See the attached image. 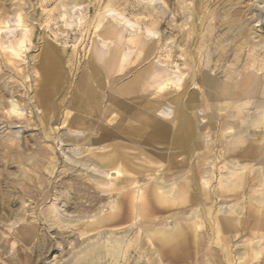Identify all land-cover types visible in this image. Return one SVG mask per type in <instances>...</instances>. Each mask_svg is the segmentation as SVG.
Listing matches in <instances>:
<instances>
[{"label":"bare ground","instance_id":"bare-ground-1","mask_svg":"<svg viewBox=\"0 0 264 264\" xmlns=\"http://www.w3.org/2000/svg\"><path fill=\"white\" fill-rule=\"evenodd\" d=\"M68 1L74 2L75 0H68ZM159 1H161L160 5L156 6V5L145 3V2H144L145 4L141 5L140 0L139 2L138 0L136 1L135 0H131V1L130 0H105V2L102 1L103 3H101L102 4L101 8L103 9L102 11H100L101 5H99V2H100L99 0H97V2L94 3L93 5H91V7L87 6L88 9H91V8L95 9L98 6L99 7L97 9L95 16L92 19L89 18L90 20L84 23V26L86 29L85 32L86 31L88 32L89 29H93V33H94V31H96L95 29H97V31H99V35L101 33L100 36L102 37V39L101 41H98V38L95 39L97 37L96 35H98V33L96 32H95V36H93L94 38L92 37V39H90L91 40L90 46L88 43L89 49L86 47L88 49V60L86 64V69L84 72H82L81 74L82 78L78 85V92L80 93V95L72 96V98L68 101V103L67 102L66 103L70 107V111L73 110L74 113H79L87 118L86 120H83L81 117H79L77 118L78 121L76 120V123L80 122V126L84 127V129H88V131L84 132L83 130H78L77 127L75 126L76 124L75 125L73 124L74 128H71V129L69 128V129L71 130V133L76 132V134H67V133L65 134H67L68 139L71 140V142L73 141L75 145H76V142L80 143L81 145L80 148L75 149L73 154L81 153L83 155L81 157L82 161H80L81 165L85 167L86 171H89L88 177L85 176V178H87V181L86 180L82 181V180L75 178L77 181L75 183V186L77 189L75 190V192L76 191L83 192L82 195L80 194L76 195L75 199L77 200L83 196L85 200L88 202V204L85 205V204H81L80 202H74L75 207H78L79 205L83 206L82 209L84 210L79 211L81 216H89V217L85 221L76 220L74 221V223L70 225H68V223L66 222V225H65L62 223L61 217L58 215V212L55 209L48 208L49 210L44 214L45 220L50 221L49 224L53 226L54 224H56L60 228L70 227V229L72 228L74 229V231L82 227L84 233H87L88 231L90 232L93 230H97L98 228H101L105 225L119 224L126 220H134L135 222H133L128 227L125 226L126 228L120 230L119 232L118 231L112 232L108 230L103 231L105 229L103 228L102 231H97V233L95 234L85 235L79 247H77L75 251L72 252L73 255L71 256V259L65 262L62 261L63 263L61 264H139L138 261L141 258L134 259L135 257L133 256L138 257L139 255H142V254L148 256L147 261L149 264H178L179 262L184 261V260L188 261V259L192 257L191 249L189 247L191 243L190 240L192 237L190 235H191V232H193L192 228L195 229L196 226L201 227V225L199 224H202V220H206L207 219L206 217H208L209 215L210 216L209 219L212 223L210 224L208 223L209 224L208 225L209 226L208 236L210 233H212L219 239V243H222L226 239L227 240L230 239L231 237L235 236L238 233L237 228H236L237 230L232 228V226L234 225L233 220H232L234 217H232V215H234L237 211L235 208L236 204L234 203H236L237 200L241 199L238 196L242 195V193L243 194L245 193L247 195L248 193V192L246 193L247 187H250L252 189L256 187L259 188V186L252 187L255 183L254 179L248 178L247 176L249 174L246 173L247 175H245L244 173H242V171L245 168L247 169V164L241 158L245 159V158H250V156H252L251 155L252 145H250V142L252 143L253 137L257 136V134L254 132L253 129H251V125L257 126L260 123H264L262 121L264 117V37L262 36V34L261 36L258 35L259 37L256 36L257 35L256 34L255 37H258V40L257 39L255 40L257 45L256 46L252 45L251 42H253L252 41L253 39L249 35L250 34L249 28H247V24L249 22L246 21L248 22L247 24L243 22L240 12L237 9L233 8L234 12L228 15L226 19H219V17L216 18V15H215L216 8H212V9L209 8L210 0H194V3L191 5H189L191 0H189L190 2L188 3L186 2V4L184 3L185 0H173V1L159 0ZM152 2L153 0H151V3ZM251 3L253 2L250 1L249 4ZM64 4L65 5L63 7H65L67 3L64 1ZM75 5H76L75 7H77L78 4L76 3ZM253 6L255 7V5ZM59 7H61V5ZM250 9H253V8H250ZM2 10H4V8ZM78 10L76 11L79 12ZM137 10H141V13H143L142 17L139 18L137 22H132L127 17V13L129 12L135 13ZM0 11H1V8H0ZM58 11L59 10H57V14L60 13ZM63 11H66V10H63ZM67 11H68L67 13L70 12L73 14L74 6H72L71 9ZM64 14H66V12H64ZM80 14H81V10H80ZM168 14L171 15L170 19L166 20L167 19L166 17ZM199 14L201 16H199ZM66 15L68 16V14ZM232 15L236 17H232ZM4 18L8 19V16L5 15ZM4 18H2V21ZM21 18H24V17H21ZM67 18L69 19L70 17H67ZM67 18L64 20L65 25L68 24V22H66L68 21ZM179 18H181V20L185 19L184 22L188 24V27L182 28L184 23L181 24L182 27L178 26L179 24L176 25L175 23H173ZM188 18H190L189 21H188ZM255 18L257 17L255 16ZM196 19L199 20L198 23H196ZM8 22H10V19H8L7 23ZM7 23H5L4 26ZM178 23H181V22H178ZM251 23L250 25L252 26ZM164 24L166 28L168 29L170 36L167 35L168 33L167 34L165 33L166 31L157 32L156 30H153L155 29L153 28L155 25L162 26ZM225 24L228 26L227 30L225 31V28H224L225 32L221 34H217L218 27L225 25ZM74 25L75 24H73V26ZM4 26L2 25V28ZM27 29L30 34V31H29L30 28H27ZM202 29L204 31L200 32V30L202 31ZM253 29L254 28H252V30ZM4 30L6 31V29ZM26 32L27 30L25 31V33ZM14 33L16 32L14 31L12 32V30L9 29L5 33H3V37H7L9 40L11 39V41L12 39L16 40L14 41L16 43V45L14 44L15 46L13 45V43H12L13 46L12 45L9 46L13 54L15 53V56H16L19 54V52L23 50L25 51V47L27 49V46L26 44L24 45L25 42H24V39H22L24 37L20 38L21 34L19 33H18L19 37H17V33L16 34ZM0 36L2 37V35ZM23 36H25V34ZM29 36L27 37L29 38ZM42 38L43 40H41L42 44L40 46V53L36 55L37 61H35V63L32 64V65H36L37 67L38 77L34 79L35 84H34V88L32 89L33 90L32 95L31 96L29 95L30 96L29 103L34 105V107L37 106V108L39 109L38 117H39L40 123L43 125V129H46L48 120L51 119L52 116L54 117V119H56L55 117L56 112H57L56 110L58 109V105H60L59 103L54 101L53 96L56 94V92L59 89V84L61 82L63 69L61 66L60 57L57 53L56 46L51 41L44 38V36ZM27 39H26V42H27ZM178 41L184 42V47H180L181 50H183V52L181 53L179 52V50H177L178 46L176 45V43ZM255 42L253 44H255ZM194 45H196L195 50L192 48ZM132 46H133V49H131ZM9 47L8 48L6 47V50L7 49L10 50ZM67 48H64V49L66 50ZM61 50L63 51V49ZM85 50H81V51H85ZM156 52L162 57V59H157L158 58L157 57L156 58L157 61L155 59H154L155 61L153 60L152 55L154 54L156 55ZM62 53L64 54V52ZM69 53L68 55H70V58H71L72 53L71 54ZM132 54L135 55L134 57H139L142 55L138 60L142 61V63L144 61L145 63H147L145 66V69L140 73L139 79H144V80L151 79L152 82L159 81L160 86L158 87L160 88V90L158 91L159 89L158 87H157L158 89H156L157 91H153V92L144 91L142 87H139V88L133 87L131 89L128 88L129 90L127 89L121 90L119 93L120 98H114L115 101L112 102V105L116 107V110H119L118 111L119 118L117 120V123L113 125L111 124V120H110L108 121L109 123H107L106 121V123L103 124L102 126H96V123L94 121L95 116L93 117L92 113H96V111L100 107V104L102 105L101 98L104 97V93H105L104 89H105V86L107 87L108 85V84L106 85L107 79L105 78L104 74L107 72V69L110 68V66H112L113 64H120V62H122L128 56L130 59L128 58L126 60V63H127L128 60H131L130 56H132ZM20 55H18L17 57H19ZM159 55H156V56H159ZM4 56L3 58H5L6 60L7 56L6 57ZM229 56H231L232 58H230ZM178 57H180L182 60L181 65L183 64V67L185 66L186 68H188L187 75L184 74V72L182 71L183 69L181 70L180 61L179 63L176 62L178 60L177 59ZM66 58H68V56ZM228 58L231 59V62L229 61L230 65H225V64H228L226 63L227 62L226 60ZM7 59H9L8 61H13L10 58H7ZM73 59H75V57H73ZM6 64H7V61H6ZM6 64H4V66ZM10 65H13L12 62ZM69 66H71V64ZM7 67L5 66V68ZM138 67L139 65L137 66V68ZM77 68H78V65H77ZM128 69L132 70V68H127V70ZM115 72L117 71L115 70ZM223 77H225V79ZM195 79H198L201 85L197 81H195ZM190 82H191L192 87H190V85L188 84ZM22 86L24 87V85ZM15 90H14V86L11 84L9 85L4 84L3 86H0V110L3 109L2 107L3 105L9 106L8 109L6 108L7 112L0 111V123H4L5 126H8V127L15 124L16 122L22 123V120H20L22 112L19 111V108H21L20 103H19V98L13 99L14 97H16ZM131 93H133L134 95L132 96ZM9 97L11 98V100H9L10 99ZM25 98L23 96L24 100ZM246 105H249V107ZM24 107H27V106H24ZM223 107H234L235 111L233 112H231L230 110H227L228 115L226 116L228 117L234 118V116H236V114L238 113H244L245 117H247V119H245L246 120V123H245L246 133H242L244 131H241L240 129L239 138L234 135L235 129L234 127L231 126V122L233 121L231 120L227 121V118H224L221 124H218V127L215 128L216 127L215 124L217 122V117H218L216 111L222 109ZM250 108L252 109L254 108V109L250 110ZM62 110L64 111V109ZM65 110H68V109H65ZM111 116H113L112 112H111ZM111 116H108V117H111ZM220 118L221 116H219V119ZM65 121L72 122L71 119L64 118L63 122ZM113 121H115V119H113ZM226 121H227V126L224 124V122ZM238 126L241 127L242 125L239 124ZM97 127L99 128L97 129ZM215 129L218 131L217 136H216L217 139L215 140H218V142L220 143V147H221V150L219 149L218 153H216V159L219 158L220 159L219 161L221 164L218 165L219 163H217L214 169L210 170L208 167H205L206 156L209 153V150H206V148L208 149L210 148V145L208 144L206 139L209 136V131L214 132ZM77 132H80V133L77 134ZM113 135L118 136L119 140H116L115 138H113L115 140H111V136ZM135 137L137 139L139 138L141 141H146V142L161 141V142H167L170 144V151H166L167 153L164 155V157H162L161 155L162 161H160L161 163L160 166H158L157 168H154L152 167V165H149V164L142 165V166L139 164L140 166H135L133 162L129 161L132 158L136 157V153H132V155L129 156L128 154L129 152H127V150H125V148L123 147V145L124 144L126 145L128 142L121 141V139L122 140L125 139L128 141L129 139H134ZM44 138L45 137H42V139ZM199 139H202L201 141L205 139L207 143L201 146L200 143L198 144ZM243 143L244 144L246 143L245 146L237 150V148ZM75 145L74 147L76 148L78 144L76 146ZM199 145L201 146L200 147L201 148L200 157L199 155H197V153L199 152L197 146ZM156 149L158 150V148ZM162 149H165V147H163ZM140 154H142V152ZM35 158L36 160L38 159L37 157ZM66 158H68L67 155H66ZM150 158L151 160H147L146 162L151 163L152 159H157L156 156L154 155H152V157ZM66 160L68 159H65V161ZM207 160H209V158ZM53 162L51 161V164ZM222 169H225V172H223ZM154 171H156L157 173H154ZM37 172H39V170ZM222 172L224 174H222ZM152 174L154 176L151 177L150 179L147 178V181L145 183H138L139 179L143 177V175L150 176ZM43 176H46V175H43ZM209 176H212V178L216 181L215 185L213 184L214 186L212 189L209 186V183L211 180ZM72 179L74 178L72 177ZM81 179H83V177ZM110 179H113L112 182L110 181ZM260 181H261V177H260ZM36 183H40V181ZM194 183L198 185L199 192L203 191L202 195H204V198H208L211 200L210 202H212V199H214L216 195L218 199H222L221 201H218L219 209L217 213L214 214L215 212L211 213V211L210 212L206 211L207 213L199 214L196 211H194L192 213H188L187 216H185L186 217L185 223L164 224L163 222L166 223V222H169V219L173 220V219H176V217H178L177 215L175 216L174 213H169L168 215H164V213L166 211H169L172 207H174L175 204H180V203L189 201V196L193 194L191 192H195ZM62 184H64L63 187H65V183H62ZM4 186H7V185H4ZM3 188L5 189V187ZM68 189L70 190V188ZM20 190L22 189L20 188ZM100 190L103 192H107V193L112 192V194L115 191L120 196L117 197L114 195L115 197H117L116 199L115 198L110 199L109 201H107V203H105L101 207V209L99 208L93 212L94 202L97 201L98 199L97 192ZM260 190L262 189L259 188V191ZM37 191H40V190H37ZM255 191H258V190L256 189ZM20 192H23V190ZM100 193L101 192H99V194ZM229 196L238 197L239 199L237 200L235 199L234 200L235 202L234 203L231 202V204L230 203L227 204L225 202L226 205H228L229 207L226 206L227 209H223L222 207L223 206L222 203L224 201L223 199ZM250 196H251L250 199H252V197L254 196V193H253V196L252 195ZM259 196L260 195H258L257 197ZM68 197L69 196H67V198ZM254 197L256 198V196ZM259 198H261V196ZM203 199H202V202L205 201ZM1 201L2 200H0V202ZM66 201L70 202L69 200H66ZM216 201L217 200H215V203ZM244 201L246 200L244 199ZM63 202L65 201L63 200ZM258 202L260 203V200ZM255 203H256V200H255ZM68 205L70 206L71 203ZM3 206H4V203H3ZM207 207L211 208V206L209 207L208 204H207ZM251 208H252V205H251ZM184 210L186 209L184 208L183 211ZM200 211L201 210H199V212ZM88 212L89 214H87ZM180 217H183V216L181 215ZM244 218H246V216ZM244 222L242 221V223ZM257 226H258L257 230L251 229V231L249 232L251 237L253 236H256V237L252 238L244 246V247H247V249H249L250 252L252 253L251 255L255 257H258L264 250V232H263L264 224H258ZM23 232L25 234V229ZM205 232L207 233V231ZM59 233L66 234V233H61V232ZM206 233H205V236L208 237ZM202 234H204V232H202ZM204 240H202V242ZM46 242L47 241H45V243ZM61 243L63 246V241ZM212 243H210V245ZM199 246H200V243H199ZM239 246L241 245L239 244ZM220 249H217V250H220ZM68 250L66 249L65 251H68ZM199 251L200 250L198 248V252ZM203 251L206 254V249ZM198 252L197 254L200 255V253ZM145 259L147 258L145 257ZM198 259L200 260V258ZM199 262L197 261L195 263L199 264ZM56 263L57 262L53 264H56ZM48 264H51V263H48ZM253 264H255V262Z\"/></svg>","mask_w":264,"mask_h":264},{"label":"rangeland","instance_id":"rangeland-1","mask_svg":"<svg viewBox=\"0 0 264 264\" xmlns=\"http://www.w3.org/2000/svg\"><path fill=\"white\" fill-rule=\"evenodd\" d=\"M57 1L58 2L61 1V2L58 3ZM64 1L67 3L65 7H63L65 5ZM75 1L74 2H70L68 0L67 1L66 0H0V6H1L0 8H1V11H2V12L0 11V13H1L0 14V25H1L0 26V35H2V37H3V33H5L7 30L10 29V30H12V32L14 31V32L17 33V37H19V34H21L20 38L24 37L22 39H24V42H25L24 45L26 44V46H27V49H26V47H25V51L22 49L23 51L19 52V54H18V55H20V54L21 55L19 57H17L18 55L15 56V53L13 54L12 50L9 47L10 45H12V43H13V45L14 44L16 45V43L14 42L16 40L12 39V41H11V39L9 40L7 37H3L4 38L3 39L0 36V84H1L0 86H3L4 84L5 85L11 84V85L14 86V90L16 89L15 90V96L16 97H14L13 99H16V98L18 99L19 98V103H20V107H21V108H19V111L22 112V115L20 117L21 119L19 118L20 120H22V123L21 122H16L15 124L9 126L10 128L8 126H5L4 123H0V180H1L0 181L1 182L0 183V185H1L0 186V191H1L0 200H2L0 202V250H1L0 251V264H48V263L53 264L55 262H57L58 264H61V263L65 262V261L71 259V256L73 255L72 252H74L75 249L77 247H79V245L81 244L82 239H83V237L85 235L95 234V233H97V231H102L103 228H105L103 231H107L108 230V231H112V232H117V231L119 232L120 230L126 228L125 226L128 227L133 222H135L134 220H126V221L121 222L119 224L105 225V226H103L101 228H98L97 230H93V231H90V232L88 231L87 233H84L82 227L79 228L78 230L74 231V229H72V228L70 229V227H61L60 228L56 224H54V226H53V225L49 224L50 221H46L45 220V215L44 214L49 209H55L58 212V215L61 217L62 223L65 224V225H66V222L68 223V225H70V224L74 223V221H76V220L85 221L89 217V216H81V214L79 213L80 210H84V209H82V207H83L82 205H79L78 207L74 206V202H80L81 204H85V205L88 204V202L85 200V198L83 196L81 198L77 199V200L75 199L76 195H79V194L82 195L83 194L82 191L81 192H79V191L75 192V190H77L76 186H75V183L77 182L76 179H79V180H82V181L83 180L87 181V178H85V176L88 177V172L89 171H86L85 167H83L81 165L80 161H82L81 157L83 155L81 153L73 154L75 149H77V148L79 149L80 148V146H81L80 143L76 142V145L77 144L78 145L75 148L74 147L75 143L73 141H72L73 142L72 143L71 140H69L68 137H67V134H76V132L71 133V130H70L71 128H74L73 126L75 124H76L75 126L77 127L78 130H83L84 132H87L88 129H84V127L80 126V122L76 123V120L78 121L77 118H79V117H81L83 120H86L87 118L84 117L83 115L79 114V113H74L73 110L70 111V107L67 105V103L72 98V96L80 95V93L78 92V85H79L80 80L82 78L81 74L86 69V64H87V60H88V49H89V46L91 44V40L90 39H92V37L95 36V32L98 33V35H96L97 37L95 39L98 38V41H101L102 37L100 36L101 33L99 35V31H97V29H95L96 31H94V33H93V29H89L88 32L87 31L85 32L86 29H85V26H84V23H86V21L92 19L95 16L99 6L96 7L95 9H92V8L88 9V7H91V5L96 3L97 0H81V1L80 0H78V1L75 0ZM99 1H100L99 5H101L100 6V11H102L103 9L101 8L102 7L101 3L105 2V0H99ZM141 1L142 0H140V2ZM171 1H173V0H171ZM250 1L253 2V3L249 4ZM49 2H51V3H49ZM87 2H88V4H87ZM138 2H139V0H138ZM144 2L159 6L161 1L153 0V2L151 3V0H144L140 4L143 5V4H145ZM186 2L188 3L190 1L189 0H187V1L185 0L184 3L186 4ZM222 2H221V0H210L209 8H211V9L212 8H216V11H215L216 18L219 17V19H226L228 15H230L231 13L234 12L233 8L237 9L240 12V15H241V18H242L243 22H245L246 24L249 22L247 24V28H249V33H250L249 35L253 39L252 40L253 42H251V43H252V45L256 46L257 43L255 42V40L256 39L258 40V37L261 36V34L264 37V34H263L264 33V30H263L264 29V0H232V1H230V0H222ZM235 2H236V4H235ZM62 3H63V5H62ZM76 3L78 4L77 7H75ZM193 3H194V0H191L189 5H191ZM233 3L235 4V6H234ZM83 4H84V6H83ZM248 4H249V6H248ZM2 5H3V7H2ZM60 5H61V7H59ZM213 5H215V6H213ZM238 5L239 6L241 5L242 7L240 6L241 7L240 8ZM253 5H255V7ZM72 6H74L73 14L70 13V12L67 13L68 12L67 10L71 9ZM249 7L253 8V9H250ZM3 8H4V10H2ZM78 9L81 10V14H80V10H78ZM9 10L11 11V13H10ZM57 10H59L58 12H60V13L57 14ZM63 10H66V11H63ZM76 10H78L79 12H77ZM3 12H4V14H3ZM6 12H7V14H6ZM64 12H66V14H68V16L66 14H64ZM49 13L52 14V15H50ZM75 13L77 15L79 14L78 17H77V15ZM8 14H10V15H8ZM142 14L143 13H141V10H137L135 13L134 12L127 13V17L132 22H137L139 20V18L142 17ZM169 14H171V13H169ZM169 14L166 17L167 18L166 20L170 19L171 15H169ZM224 14H225V16H224ZM1 15L2 16L4 15V16L2 17ZM5 15L8 16V19H10L11 23L10 22L7 23L8 19H6L7 17L4 18ZM254 15L257 18H255ZM199 16H201V15L199 14ZM220 16H221V18H220ZM21 17H24V18H21ZM26 17H28V18H26ZM59 17H61V18H59ZM67 17H70V18L68 19ZM232 17H236V16L232 15ZM258 17H260V18H258ZM2 18H4L3 21H2ZM62 18H63V20H62ZM66 18L68 19V21H66V22H68V24H69V25L68 24H66V25H68L69 27L66 26L65 23H64L65 22L64 20ZM20 19H21V21H20ZM182 20H181V18H179L173 23H175L176 25L179 24L178 26H181V27H182L181 24L184 23L182 28L188 27V24L186 22H184L185 19H182ZM189 20H190V18H188V21ZM198 21L199 20L196 19V23H198ZM246 21H248V22H246ZM178 22H181V23H178ZM5 23H7V24L4 26ZM71 23H73L75 25L73 26V24H71ZM250 23L252 24L253 27L250 25ZM80 24H82V25H80ZM2 25L4 26L3 28L6 29V31L2 28ZM7 25H9V26H7ZM156 26L157 25H155L153 27L155 29H153V28L152 29L156 30L157 32H160V31H164L165 32L166 31L165 33L166 34L168 33L167 35L170 36V34L168 32V29L166 28L165 24L162 25V26H157V28H156ZM251 27L254 28V29L252 30ZM27 28H30L29 31H30V34L32 33L31 35L29 34ZM224 28H225V31H226L228 26L225 24V25H222V26L218 27L217 34H221V33L225 32ZM24 30L25 31L27 30V32L25 33ZM31 30H32V32H31ZM259 30H260V32H259ZM203 31H204L203 29H202V31L200 30V32H203ZM198 32H199V30H198ZM16 33H14V34H16ZM175 33H173V34H175ZM22 34L23 35L25 34V36H23ZM51 34L54 36V38H53V36ZM255 35L256 36L259 35V36L255 37ZM27 36H29V38ZM43 36H44V38L48 39L49 41H51L56 46L57 53H58V55L60 57L61 66H62V69H63L61 82L59 84V89H58V91L55 94L56 96L55 95L53 96L54 101L59 103L60 105H58V109L56 110L57 111L56 112V116H55L56 119H54V117L52 116V118L48 120V124H47L46 129H43V125L40 123V120H39V117H38L39 109L37 108V106L34 107V105L29 103L30 102V98L29 97L32 95V91H33L32 89L34 88V84H35L34 79L38 77L37 67H36V65H32V64H34L35 61H37V56L36 55H38L40 53V46L42 44L41 40H43V38H42ZM13 38H15V37H13ZM27 38L29 39V41H28ZM26 39H27V42H26ZM51 39H53L54 41L51 40ZM59 39H61V40H59ZM63 39H65V40H63ZM5 40L7 42L8 41L9 42L7 43ZM254 42H255V44H253ZM9 43H11V44H9ZM88 43H89V46H88ZM177 43H176V45L179 48V49L177 48V50H179L180 53L183 52V50H181L180 47H184V42L183 41L182 42L178 41ZM196 45H198V44H196ZM196 45H194L192 47L194 50L196 49L195 48ZM6 47L7 48L9 47L10 50L7 49L8 50L7 51ZM64 48H67V49L65 50ZM61 49H63V51ZM131 49H133V46H132ZM81 50H85V51H81ZM6 52H7V54H6ZM62 52H64V54ZM69 52H71L72 54L69 53ZM68 53L71 54V58L72 59L70 58V55H68ZM8 54H10V55H8ZM156 55H159V54L156 52ZM156 55L155 54L152 55L153 60L155 59L157 61V59H162V57L160 55L159 56H156ZM3 56L4 57L7 56L6 60H5V58H3ZM67 56H68V58H66ZM134 56L135 55H133V54H132V56H130L131 60H128V62H127L129 64L126 63V60L129 58L127 56L122 62H120V64H113L112 66H110V68H108L107 72L104 74L105 78L107 79L106 80V85L107 84L108 85H107V87L105 86L104 97L101 98L102 105L100 104L99 109L96 111L97 114L96 113H92V116L93 117L95 116L94 117V121L96 123V126H102L103 124L106 123V121H107V123H109L108 121H110V120H111V124H113V125L117 123V120L119 118V114H118L119 110H116V107H114L112 105V102L115 101L114 98H120L119 93H120L121 90H126V89L129 90V89H131L133 87H138V88L142 87L144 91H152L153 92V91H157L156 89L159 88L158 87V86H160V84H159L160 82L159 81L158 82H152L151 79H145V80L144 79H139V75L145 69V66H146L147 63H145V61L142 63V61L138 60L142 55L139 56V57H134ZM13 57L14 58L16 57L15 59L18 62H16ZM73 57H75V59H73ZM79 57H81V58H79ZM229 57L232 58L231 56H229ZM7 58H10L13 61H8L9 59H7ZM230 58H228L226 60L227 61L226 63H228V64H225V65H230L229 64L231 62ZM31 59H33V60H31ZM66 59H67L68 63H67ZM83 59H85V60H83ZM177 59L178 60L176 62L179 63V61H180L181 70L183 69L182 71L184 72L185 75H187L188 68H186L185 66L183 67V64L181 65L182 60H181L180 57H178ZM6 61H7V64H6ZM11 62H12L13 65H10ZM80 63H82V64H80ZM122 63H124V64H122ZM4 64H6L5 65L6 67L7 66L8 67L5 68ZM70 64H71V66H69ZM77 65H78V68H77ZM138 65H139V67L137 68ZM14 66H15V68H14ZM21 68L22 69L24 68V69L22 70ZM116 68L119 69L120 71L117 70ZM127 68H132V70H130V69L127 70ZM25 70L27 71V73H26ZM115 70L117 72H115ZM27 74H28V76H27ZM125 75H126V77H125ZM113 76H115V77H113ZM110 78H111V80H110ZM223 78L225 79V77H223ZM113 80H115V81H113ZM70 81H71V83H70ZM195 81H197L201 85V83H200V81H198V79H195ZM73 84L74 85L76 84L75 85L76 87ZM188 84L190 85V87H192L191 82L188 83ZM22 85H24L25 88ZM111 85L113 86V88H112ZM64 87H65V89H64ZM17 89H18V91H17ZM159 90H160V88L158 89V91ZM18 92H19V94H18ZM25 94H27V95H25ZM108 94H110V95H108ZM22 95L24 96V98L25 97L27 98V99L25 98L26 101L23 99ZM131 95L133 96L134 94L131 93ZM109 96H110V98H109ZM108 98H109V100H108ZM9 100H11V98ZM212 100H213V98H212ZM21 101H23V102H21ZM61 101H62V103H61ZM28 103H29V105H28ZM105 103L107 104V106H106ZM4 106H5V108H4ZM24 106H27V107H24ZM59 106H60V108H59ZM246 106L249 107V105H246ZM2 107H3V109H1L0 111L1 112H7L6 108L8 109L9 106L8 105H3ZM62 109H64V111ZM65 109H68V110H65ZM253 109L250 108V110H253ZM227 110H230L231 112L235 111L234 107H223L222 109L216 111L218 117H217V122L215 124V126H216L215 128L218 127V124H221V122L224 120V118H227V121H230V120L233 121V122H231V126L234 127V129H235L234 135L239 138L240 129H241V131H244L242 133H246V127H245L246 120L245 119H247V117H245L244 113H238V114H236V116H234V118L228 117V116H226V115H228V111ZM111 112H112L113 116H111ZM221 112H222V114H221ZM75 114H77V115H75ZM116 114H118V115H116ZM68 115H70L72 118L70 116H68ZM108 116H111V117H108ZM219 116H221L220 119H219ZM75 117H76V119H75ZM199 117H200V115H199ZM64 118L71 119L72 122H68V121L63 122ZM113 119H115L116 122L113 121ZM112 121H113V123H112ZM227 121L224 122V124L226 126H227ZM262 121L264 122V117H263ZM81 122H82V120H81ZM239 124H241L242 126L241 127L238 126ZM261 125H262V127H261ZM98 128L99 127H97V129ZM251 129L254 130V132L257 134V136L253 137L252 143L249 141L250 145H252V148H251V150H252V154L251 155L252 156H250V158H245V159L241 158L247 164V169L245 168L242 171V173H244L245 175L249 174L247 177L251 178V179H254L255 183H254V185L252 187L259 186V188L262 189V190L259 191L258 187L254 188V189H252L250 187H247V191H246V193L248 192L247 195L245 193L244 194L242 193L243 196L239 195L238 197L241 198L240 200H237V199H239L238 197H231V196L223 199L224 200L223 201L224 204L222 203L223 209H227V207H229L228 205H226V203L227 204H229V203L231 204V202L234 203L235 199L238 201V202L236 201V203H234V204H236L235 208H236L237 211H236V213L234 215H232V217H234L232 219L233 220V224L235 225V226L233 225L232 228H234L235 230L238 229V233L235 236L231 237L230 239L224 240L226 243L224 241H223L224 244H223V242L219 243V239L215 235H213L212 233H210L211 235L209 234V236H208V232H209L208 231L209 230V226L208 225L210 223H212L210 221V219H209L210 216L208 215V217H206L207 219L206 220H202V224H199V225H201V227L200 226L199 227L196 226L195 229L192 228L193 232H191V235H190L192 237H191V240H190L191 243H190V246H189L190 249H191V256L192 257L190 259H188V261L184 260V261L179 262L178 264H198V263H195L197 261L201 262V263L199 262V264H225V263L226 264H253L254 262H255V264H264V250L262 251V253L258 257H255V256L251 255L252 253L250 252L249 249H247V247H244L247 244L248 241H250L252 238L256 237V236H253V237L250 236L249 232L251 231V229L252 230L253 229L257 230L258 229V226H257L258 224H264V165H262V164H264V135H263L264 134V131H263L264 130V123H260L257 126L251 125ZM52 130H54V131H52ZM51 132H53V133H51ZM217 132L218 131L216 129H215L214 132L213 131H209V136L206 139L208 144L210 145V148L209 149L206 148V150H209V153L206 156L205 167H208L210 170L214 169V167L216 166L217 163H219L218 165L221 164L220 161H219L220 159L218 157H217L218 159H216V153H218L219 149L221 150L220 143L218 142V140H215V139H217V137H216L217 136ZM260 132L263 133V134H261ZM65 133H67V134H65ZM79 133L80 132H77V134H79ZM113 136H111V140H115V139L119 140L118 136H116V135L114 137ZM42 137H45L46 139L45 138L42 139ZM55 137H56V139H55ZM113 138H115V139H113ZM230 139H232V138H230ZM139 140L140 139L139 138L137 139L136 137L134 139H129L128 141L125 140V139L124 140L121 139V141L128 142L127 143L128 145L124 144L123 147L125 148V150H127V152H129L128 153L129 156H131L132 153H136V157H134L135 159L132 158L129 161L133 162V164L135 166H140V165L142 166V165H148V164L152 165V167H154V168H157L158 166H160V164H161L160 161H162L161 155H162V157H164V155L167 153L166 151H170V144L167 143V142H161V141L146 142V141H141V140L139 141ZM201 140L202 139H199V142H198V144L200 143L201 146L205 145L207 143L205 139H203V141H201ZM63 141H64V143H63ZM3 142H5V143H3ZM65 142H67V143H65ZM140 142H141V144H140ZM165 143H166V145H165ZM245 144L244 143L241 144L237 148V150L241 149V147L245 146ZM154 145H155V147H154ZM200 145L197 146L198 150H199L197 155H199V157H200V153H201L200 152L201 151V148H200L201 146ZM144 146L147 147V148H145ZM109 147H111V146H109ZM163 147H165V149H162ZM156 148H158V150ZM213 149H214V151H213ZM215 149L216 150L218 149V150L216 151ZM46 150H48V151H46ZM138 151H140V152H138ZM141 152H142V154H140ZM147 153H149L150 155L147 154ZM42 154L43 155L45 154V155L43 156ZM66 155H67L68 158H66ZM152 155L156 156L157 159H152L151 163L146 162L147 160H151L150 157H152ZM158 156H160V157H158ZM208 156H210V157H208ZM35 157H37L38 159L36 160ZM23 158H24V160H23ZM208 158H209V160H207ZM65 159H68V160L65 161ZM51 161L52 162L54 161V162L51 164ZM33 162H34V164H33ZM141 162H143L144 164L141 163ZM73 165H74V167H73ZM62 167H64L65 170ZM38 170H39V172H37ZM222 171L225 172V169H222ZM223 172H222V174H224ZM154 173H157V172L154 171ZM42 174L46 175V176H43ZM67 174H68V176H67ZM81 176L83 177V179H81L82 178ZM153 176H154L153 174L150 175V176L143 175L144 178L141 177L139 179L138 183H145L147 181V178L150 179ZM72 177L74 179H72ZM260 177H261V181H260ZM209 178L211 179L210 183H209V186L212 189L213 186L215 185L216 181L212 178V176H209ZM112 180L113 179H110L111 182H112ZM26 181H27V183H26ZM39 181H40V183H36V182H39ZM28 182H30V183H28ZM62 183H65V187H63L64 184H62ZM4 185H7V186H4ZM196 185L197 184L194 183L195 192H191L193 194L189 196V201L184 202V203H180V204H175L174 207H172L169 211H166L164 213V215H168L169 213H174L175 216L176 215L178 216V217H176V219H173V220L169 219V222H166V223L163 222L164 224L185 223V220H186L185 216H187L188 213H192L194 211H196L199 214L200 213L201 214L202 213H207V212H210V211H211V213L215 212L214 214L217 213V211L219 209V206H218L219 202L218 201H221L222 199H218L217 195H216L214 197V199H212V202H210L211 201L210 199L204 198V195H202L203 191L199 192L198 185L197 186ZM44 186H45L46 189L44 188ZM3 187H5V189ZM20 188L23 190V192H20V191H22V190H20ZM68 188H70V190ZM47 189H49V190H47ZM256 189L258 191H255ZM37 190H40V191L42 190L43 193H42V191L40 192V191H37ZM99 192H101V193L99 194ZM199 193H201V194H199ZM253 193H254V196H256V198L253 196ZM2 194H4V195H2ZM62 194H64L65 196L62 195ZM102 194H104V195H102ZM114 195L117 196V197L120 196L115 191H114L113 194H112V192L111 193L110 192L107 193V192H103L101 190L98 191L97 192L98 199H97V201L94 202L93 212L95 210L99 209V208L101 209V207L105 203H107V201H109L110 199H114V198L116 199L117 197H115ZM250 195H252L254 198L252 197V199H250L251 198ZM258 195L261 196L262 200H261V198H259L260 196L257 197ZM49 196H51V197H49ZM67 196H69L70 198L68 197L69 198L68 199ZM202 196H203L204 199L202 198ZM61 198H62V200H61ZM107 198H109V199H107ZM199 198H200V200H199ZM53 199H54V201H53ZM202 199L205 200V201L202 202ZM244 199L246 201H244ZM254 199L256 200V203H255ZM63 200L66 203L63 202ZM66 200H69L70 202H68ZM215 200H217L216 203H215ZM259 200H260V203L258 202ZM205 202L208 204L209 207L211 206V208H208L207 204ZM3 203H4V206H3ZM70 203H71V205L69 206L68 204H70ZM209 203H210V205H209ZM251 203H253V204H251ZM241 205H242V207H241ZM243 205H245V206H243ZM251 205H252V208H251ZM201 206H203V207H201ZM180 207H181V209H180ZM193 207H195V208H193ZM184 208L186 210L183 211ZM191 208H192V210H191ZM188 209H190V210H188ZM245 209H246V211H245ZM254 209H256L257 211L254 210ZM199 210H201V211L199 212ZM87 214H89V212ZM251 214H252V216H251ZM181 215L183 217H180ZM253 215H255V216H253ZM245 216H246V218H244ZM237 219H238V221H237ZM244 220H245V222H244ZM242 221L244 223H242ZM236 224H237V226H236ZM133 226H135V225H133ZM24 229H25V234L23 232ZM60 229H62V230H60ZM71 230H73V231H71ZM55 231H57V232H55ZM205 231H207V233ZM59 232L66 233V234H60ZM202 232H204V234H202ZM205 233H206V235L209 238L205 236ZM44 236H46V237H44ZM211 237L214 238V239H212ZM59 238L60 239L62 238V239L60 240ZM206 239H207L208 242L206 241ZM216 239H218V240H216ZM202 240H204V241L202 242ZM236 240H238V241H236ZM45 241H47V242L45 243ZM62 241H63V246H62V243H61ZM212 241H213V243H212ZM38 243H39V245H38ZM73 243H75V244H73ZM199 243H200V246H199ZM210 243H212V244L210 245ZM239 244L241 246H239ZM218 245H219V247H218ZM61 246H62V248H61ZM197 246H199V247H197ZM206 246L208 247V249H207ZM204 247H206V248H204ZM198 248L200 250L199 252H198ZM2 249H3V251H2ZM66 249L67 250L69 249V250L65 251ZM201 249H203V250L206 249V254ZM217 249H220V250H217ZM239 249H240V251H239ZM244 250H246L247 252L244 251ZM223 251H224V253H223ZM238 251L239 252L242 251L241 252L242 254L239 253ZM197 252L200 253V255L197 254ZM202 253H203V255H202ZM68 254H69V256H68ZM241 255H243V256H241ZM133 257H135L134 259L141 258L138 261L139 264L140 263L141 264H149L148 261H147L148 260V256L147 255L142 254V255H139L138 257L137 256H133ZM145 257L147 259H145ZM197 257L200 258V260Z\"/></svg>","mask_w":264,"mask_h":264}]
</instances>
